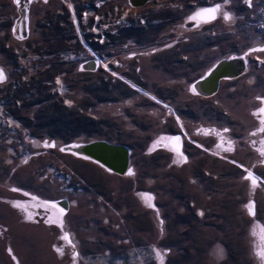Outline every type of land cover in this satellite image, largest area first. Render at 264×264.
I'll use <instances>...</instances> for the list:
<instances>
[{
  "label": "rangeland",
  "instance_id": "374dc122",
  "mask_svg": "<svg viewBox=\"0 0 264 264\" xmlns=\"http://www.w3.org/2000/svg\"><path fill=\"white\" fill-rule=\"evenodd\" d=\"M262 49L264 0H0V264H262ZM97 141L125 173L66 148Z\"/></svg>",
  "mask_w": 264,
  "mask_h": 264
},
{
  "label": "water",
  "instance_id": "95a60500",
  "mask_svg": "<svg viewBox=\"0 0 264 264\" xmlns=\"http://www.w3.org/2000/svg\"><path fill=\"white\" fill-rule=\"evenodd\" d=\"M22 22L23 25L27 26V4L25 6V11L21 15V18L18 22ZM18 29V26H17ZM245 69V60L243 57H237L232 59H223L219 61L208 73L205 77L197 80L200 82L201 80L208 84L209 81L213 82V89L216 92L218 90L220 81L223 78H230L232 76L240 75ZM194 84V86H195ZM212 89V90H213ZM88 146H95L92 151L93 154L97 157H103L104 161L113 166L115 171L125 173L129 164H130V152L124 146L113 145L105 141H97L90 144H86ZM99 145V146H98Z\"/></svg>",
  "mask_w": 264,
  "mask_h": 264
},
{
  "label": "snow or ice",
  "instance_id": "6c2138e0",
  "mask_svg": "<svg viewBox=\"0 0 264 264\" xmlns=\"http://www.w3.org/2000/svg\"><path fill=\"white\" fill-rule=\"evenodd\" d=\"M17 2H18V0H17ZM218 10H219L218 7L214 8V9L201 10L200 12L196 13L195 15L190 16L189 19L197 21L199 23L200 18L202 16H212ZM225 19H229V17L227 15H225ZM262 50H264V49H262ZM4 79H5V76H4L3 70L0 69V81H3ZM259 111L261 113H264V107L260 108ZM262 130H264V129H262ZM225 131H227V129H225ZM262 154H264V153H262ZM128 174L129 175L132 174L131 169H129ZM247 178L252 179V183L255 186L256 180L252 177L251 173H249V176ZM144 199L146 202H148V201H150L151 197H149L147 194H144ZM149 206H151V205H149ZM246 207L248 208L250 214H254L253 207L251 205H246ZM60 211L62 212L63 210L61 209ZM61 227H62V222H61ZM257 227H258V231L254 232L253 235L257 236V240H258L257 255L261 259L262 264H264V226H257ZM62 239L68 241V243L71 244V238H70L68 233H65L64 236L62 237ZM73 247H74V245H73ZM57 251L62 253V249H60V248H57ZM157 255L159 256L160 253L157 252Z\"/></svg>",
  "mask_w": 264,
  "mask_h": 264
},
{
  "label": "bare ground",
  "instance_id": "6f19581e",
  "mask_svg": "<svg viewBox=\"0 0 264 264\" xmlns=\"http://www.w3.org/2000/svg\"><path fill=\"white\" fill-rule=\"evenodd\" d=\"M143 1V0H142ZM211 9V8H210ZM25 10L23 9V12ZM216 13H214L212 16H204L205 19L206 18H213V16L215 15ZM207 19V20H208ZM23 23L20 22L18 27H22ZM233 77H236V76H232L230 78H233ZM213 87V82L212 81H209V86L207 83L203 82L202 80L200 82H197L194 86V88H196V90L198 89L201 93L204 91L205 94L207 95H212L213 93H215L214 89L212 88ZM213 89V90H212ZM179 141H181V138L179 139ZM99 146V145H98ZM95 146H88L86 144H72V145H69L67 146V150H70V151H73L74 153H76L77 155H80V156H84L86 158H91L99 163H102L103 165H105L107 168H109L110 170H115L113 166H110L109 164H107L103 159V157H97L93 154V151L92 149L94 148ZM58 204H62L60 202H58ZM57 204V205H58ZM66 206V204H64ZM59 206V205H58Z\"/></svg>",
  "mask_w": 264,
  "mask_h": 264
},
{
  "label": "trees",
  "instance_id": "16d2710c",
  "mask_svg": "<svg viewBox=\"0 0 264 264\" xmlns=\"http://www.w3.org/2000/svg\"><path fill=\"white\" fill-rule=\"evenodd\" d=\"M166 242L169 243L170 247H174L170 242H172L171 238H166ZM226 246V245H225ZM227 247V246H226ZM228 248V247H227ZM236 250L232 248L230 253L228 254V258L222 264H236L235 262ZM251 264V263H250Z\"/></svg>",
  "mask_w": 264,
  "mask_h": 264
},
{
  "label": "flooded vegetation",
  "instance_id": "af4514ba",
  "mask_svg": "<svg viewBox=\"0 0 264 264\" xmlns=\"http://www.w3.org/2000/svg\"><path fill=\"white\" fill-rule=\"evenodd\" d=\"M195 90H196V88H195ZM196 92L198 93V94H200V95H203V96H208L207 94H205V92L203 91L202 93L197 89L196 90ZM178 138V139H177ZM179 139H180V137H176V140H175V142L176 143H179Z\"/></svg>",
  "mask_w": 264,
  "mask_h": 264
}]
</instances>
